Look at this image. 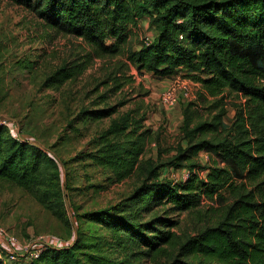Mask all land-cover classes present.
Segmentation results:
<instances>
[{
  "label": "trees",
  "instance_id": "1",
  "mask_svg": "<svg viewBox=\"0 0 264 264\" xmlns=\"http://www.w3.org/2000/svg\"><path fill=\"white\" fill-rule=\"evenodd\" d=\"M11 1L26 6L57 34L83 43L82 52L48 76L49 86L82 75L97 57L120 54L131 28L150 17L156 34L130 49L128 61L160 79L181 68L198 72V96L182 105L179 141L164 162L145 160L146 132L117 120L109 133L121 131L123 140L107 138L95 158L119 178L144 168L147 180L134 200L167 204L192 216L194 224L193 230L178 232L172 227L178 220L157 216L153 222L126 223L129 238L138 247L147 246L148 256L164 253L168 261L163 264H264V0ZM114 76L108 78L120 88L124 82ZM228 99L236 109L230 121ZM117 110L113 105L87 113L99 119ZM3 131L0 126V178L30 188L40 180L42 148L5 139ZM201 152H215L221 162L204 165ZM163 166L188 169L190 175L176 183L158 180ZM202 169H208L205 176ZM161 222L163 228L156 224ZM74 249L49 246L31 264H85ZM9 263L0 259V264Z\"/></svg>",
  "mask_w": 264,
  "mask_h": 264
},
{
  "label": "rangeland",
  "instance_id": "2",
  "mask_svg": "<svg viewBox=\"0 0 264 264\" xmlns=\"http://www.w3.org/2000/svg\"><path fill=\"white\" fill-rule=\"evenodd\" d=\"M155 34L146 15L131 28L120 54L97 57L82 75L49 86L48 76L73 53L82 52L81 39L57 34L22 4L0 0L2 137L42 148L37 184L26 188L0 178V225L17 237L20 248L44 249L43 241L48 239L49 246H74L85 264H163L168 261L164 253L148 256L147 246L132 244L125 224L153 222L160 216L178 220L172 226L175 231L193 230L192 216L172 211L167 204L149 206L134 200L136 190L147 180L144 168L119 178L114 169L95 158L107 138L123 140L121 131L109 133L116 120L127 121L129 129L137 126L138 133L146 132L145 160L164 162L175 152L184 119L182 105L198 96L201 83L195 76L201 74L181 68L173 77L160 79L128 61L127 52ZM119 64L123 68L117 70ZM110 74L124 82L120 88L115 79L108 78ZM178 80L189 82L190 98L164 104L162 92ZM113 105L118 110L110 116L94 119L87 113ZM227 110L230 121L236 113L230 100ZM200 158L204 165L221 162L215 152H201ZM186 171L163 166L156 178L182 182ZM207 172L202 169L200 174ZM156 224L164 227L162 222ZM0 238L6 242L3 233ZM25 249L18 260L7 262L31 264Z\"/></svg>",
  "mask_w": 264,
  "mask_h": 264
},
{
  "label": "built area",
  "instance_id": "3",
  "mask_svg": "<svg viewBox=\"0 0 264 264\" xmlns=\"http://www.w3.org/2000/svg\"><path fill=\"white\" fill-rule=\"evenodd\" d=\"M151 40H152L151 36H148L146 38V42H150ZM190 95H191V89L189 82L186 80H178L177 82L173 83L171 86H169L162 92L161 99L164 104H177L180 103L182 99L190 98ZM189 175L190 172L186 171L184 174V178L187 179ZM0 233L4 234V238L6 240L5 242L0 238V259H3L4 261H8V260L16 261L20 258V256L24 255L23 249L25 248H20L19 246L16 245L17 237L14 234L5 230L1 225H0ZM43 243H44L43 244L44 249L49 247L50 245L48 239H45ZM8 244H10L11 247L8 246ZM42 250H43L42 247H39L36 249H32L31 251L26 250L27 253L26 252L25 253L30 259H32V258H37L42 252ZM3 251H7V253L4 254Z\"/></svg>",
  "mask_w": 264,
  "mask_h": 264
}]
</instances>
